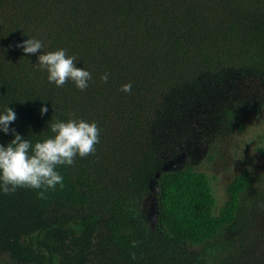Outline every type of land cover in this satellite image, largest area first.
<instances>
[{"label":"trees","instance_id":"trees-1","mask_svg":"<svg viewBox=\"0 0 264 264\" xmlns=\"http://www.w3.org/2000/svg\"><path fill=\"white\" fill-rule=\"evenodd\" d=\"M28 38L43 49L24 53L17 45ZM61 48L90 72L86 89L57 87L36 65ZM263 102L264 0H0V111H15L10 128L33 143L58 120L99 129L94 152L58 166L62 185L0 193V248L17 264H50L33 239L65 227L73 246L58 264H264V227L238 230L264 207L248 172L215 215L206 174L165 170L217 123ZM12 138L0 133V144ZM80 217L85 238L72 228Z\"/></svg>","mask_w":264,"mask_h":264},{"label":"clouds","instance_id":"clouds-1","mask_svg":"<svg viewBox=\"0 0 264 264\" xmlns=\"http://www.w3.org/2000/svg\"><path fill=\"white\" fill-rule=\"evenodd\" d=\"M17 46L27 54H35L44 47L36 38L23 40ZM37 61L36 65L46 70L49 83L60 87L71 81L80 90L88 87L90 72L84 67H77L75 57L66 55L64 49L44 51L37 56ZM107 79V73L101 76L102 81ZM121 90L129 92L131 84L122 85ZM47 111L45 106L40 109L41 115ZM15 119L16 113L12 108L7 106L0 111V133H11L13 137L6 144H0V193L14 192L18 187L50 189L62 185L63 177L57 170L58 166H71L74 157H85L94 152V146L99 142L95 121L58 120L48 127L53 135L33 143L15 128H10Z\"/></svg>","mask_w":264,"mask_h":264},{"label":"rangeland","instance_id":"rangeland-1","mask_svg":"<svg viewBox=\"0 0 264 264\" xmlns=\"http://www.w3.org/2000/svg\"><path fill=\"white\" fill-rule=\"evenodd\" d=\"M192 165L206 174L216 200L215 215H218L228 200L227 188L236 176L248 172L253 179L255 192L264 195V102L251 112L240 114L235 120L228 118L217 123L207 141L191 146L186 153L167 163L165 170L180 169ZM157 185L152 184L155 193ZM264 201V200H263ZM256 205H259L255 201ZM151 212L155 211L153 203H147ZM258 213L248 212L239 220L238 230L247 228L246 234L264 227V207H257ZM88 220L80 217L72 226L77 236H89ZM95 234L102 231V221L96 222ZM65 227L59 231H43L33 239L36 254L44 261L58 264L65 255L67 246H73ZM91 239V238H90ZM88 247V246H87ZM197 250L198 249H193ZM205 250H208L206 248ZM0 264H17L0 248ZM89 264V263H88Z\"/></svg>","mask_w":264,"mask_h":264}]
</instances>
